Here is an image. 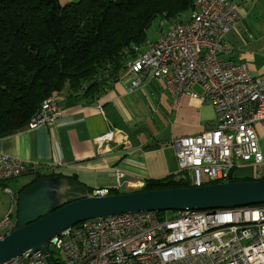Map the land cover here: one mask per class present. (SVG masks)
Segmentation results:
<instances>
[{"label": "built area", "instance_id": "2783aa9c", "mask_svg": "<svg viewBox=\"0 0 264 264\" xmlns=\"http://www.w3.org/2000/svg\"><path fill=\"white\" fill-rule=\"evenodd\" d=\"M241 20L231 0H200L188 20L177 21L151 46L136 48L138 56L128 63L132 89L146 79H158L178 102L182 93H188L199 105L207 102L214 109L211 130L171 141L178 165L173 179L187 187L229 181L244 164L256 167L255 180L264 179V153L254 128L264 121V79L253 76L243 63L221 59L231 51L227 34ZM197 86L201 93L194 90ZM44 102L45 109L30 126L52 125L63 114L56 100ZM121 133L116 129L96 138V149ZM28 172L46 173L0 152V181ZM114 172L115 190L128 192L124 174ZM5 192L13 204L0 218V239L16 226L20 194L10 188ZM92 193L106 195L110 189ZM56 239L58 256L49 250L50 241L46 246L50 264H264V207L175 211L170 217L157 211L123 213L81 221ZM12 264L49 261L41 251H28Z\"/></svg>", "mask_w": 264, "mask_h": 264}, {"label": "crops", "instance_id": "0c3cea01", "mask_svg": "<svg viewBox=\"0 0 264 264\" xmlns=\"http://www.w3.org/2000/svg\"><path fill=\"white\" fill-rule=\"evenodd\" d=\"M231 1L242 20L227 34L231 51L221 59L243 63L253 76L264 79V0ZM131 81L132 74L127 71L96 102L61 106L63 114L54 124L31 126L0 138V152L92 190H115V169L124 174L128 191L137 190L147 180L174 175L178 165L171 141L211 130L214 109L207 102L199 105L188 93H182L178 102L161 80L146 79L136 89ZM194 90L202 92L198 86ZM254 128L264 153V121ZM116 129L122 133L96 149L95 139ZM237 168L242 170L235 175L243 178H253L256 171L252 164ZM25 185L18 188L11 179L0 181V218L13 204L5 188L20 193Z\"/></svg>", "mask_w": 264, "mask_h": 264}, {"label": "trees", "instance_id": "16d2710c", "mask_svg": "<svg viewBox=\"0 0 264 264\" xmlns=\"http://www.w3.org/2000/svg\"><path fill=\"white\" fill-rule=\"evenodd\" d=\"M194 1L80 0L62 5L60 0H0V138L30 128L47 99L70 107L96 102L128 71L138 56L136 48L159 38L149 35L153 23L163 18L168 28L188 20ZM48 176L56 175L40 173L20 192ZM173 177L147 180L138 190L188 186ZM85 190L93 191H79Z\"/></svg>", "mask_w": 264, "mask_h": 264}, {"label": "water", "instance_id": "95a60500", "mask_svg": "<svg viewBox=\"0 0 264 264\" xmlns=\"http://www.w3.org/2000/svg\"><path fill=\"white\" fill-rule=\"evenodd\" d=\"M80 189L84 186L59 175L38 178L24 188L19 194L16 226L0 239V264H12L28 251L43 252L50 264L48 242L55 244L61 231L88 219L141 211L216 210L264 204V179L106 195Z\"/></svg>", "mask_w": 264, "mask_h": 264}, {"label": "rangeland", "instance_id": "374dc122", "mask_svg": "<svg viewBox=\"0 0 264 264\" xmlns=\"http://www.w3.org/2000/svg\"><path fill=\"white\" fill-rule=\"evenodd\" d=\"M80 0H60V3L62 5L70 3V2H78ZM189 17V15H187ZM167 30V22L163 18H158L151 28L149 29V35L152 37V39L158 38L161 34H163ZM241 168V167H240ZM241 171L242 169L237 168L235 171ZM33 174H24L20 177L11 179L12 182L16 183V186L18 188L22 187L24 184H28L30 181L33 180ZM175 211H166L165 216L170 217L172 213ZM49 250L54 251V256H58V252L56 251V247L52 244L49 245Z\"/></svg>", "mask_w": 264, "mask_h": 264}, {"label": "bare ground", "instance_id": "6f19581e", "mask_svg": "<svg viewBox=\"0 0 264 264\" xmlns=\"http://www.w3.org/2000/svg\"><path fill=\"white\" fill-rule=\"evenodd\" d=\"M200 2V0H195L194 1V6H193V9H192V11H191V14H190V16H192L193 15V11H194V9H195V6H196V4L197 3H199ZM177 23V21L176 22H174V23H172V24H170L169 26H168V28H171L172 26H173V24H176ZM167 28V29H168ZM161 38V35L159 36V38L157 39V40H159ZM152 45V42H149V43H147L145 46H151ZM51 100H54V99H52V98H50ZM48 100V99H47ZM40 109H45V102L42 104V106H41V108ZM39 112H40V110L35 114V116L32 118V120H31V123L32 122H35V120L39 117ZM253 206H263L264 207V204H258V205H251V206H241V207H235V208H225V209H216V210H208V211H219V212H226L228 209H251Z\"/></svg>", "mask_w": 264, "mask_h": 264}, {"label": "flooded vegetation", "instance_id": "af4514ba", "mask_svg": "<svg viewBox=\"0 0 264 264\" xmlns=\"http://www.w3.org/2000/svg\"><path fill=\"white\" fill-rule=\"evenodd\" d=\"M37 175H34V178L36 177Z\"/></svg>", "mask_w": 264, "mask_h": 264}]
</instances>
